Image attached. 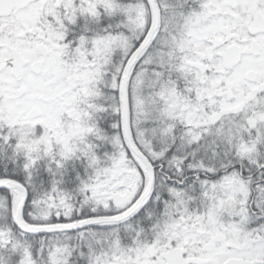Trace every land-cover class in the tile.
<instances>
[{
	"label": "snow or ice",
	"instance_id": "1",
	"mask_svg": "<svg viewBox=\"0 0 264 264\" xmlns=\"http://www.w3.org/2000/svg\"><path fill=\"white\" fill-rule=\"evenodd\" d=\"M0 264H264V0H0Z\"/></svg>",
	"mask_w": 264,
	"mask_h": 264
}]
</instances>
